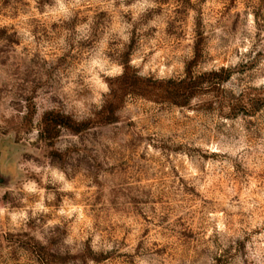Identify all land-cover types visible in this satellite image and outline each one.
Returning <instances> with one entry per match:
<instances>
[{
    "label": "rangeland",
    "instance_id": "rangeland-1",
    "mask_svg": "<svg viewBox=\"0 0 264 264\" xmlns=\"http://www.w3.org/2000/svg\"><path fill=\"white\" fill-rule=\"evenodd\" d=\"M196 45L186 104L103 119L107 69L178 79ZM0 210V264H264V0H0Z\"/></svg>",
    "mask_w": 264,
    "mask_h": 264
},
{
    "label": "trees",
    "instance_id": "trees-1",
    "mask_svg": "<svg viewBox=\"0 0 264 264\" xmlns=\"http://www.w3.org/2000/svg\"><path fill=\"white\" fill-rule=\"evenodd\" d=\"M199 46L196 45L194 50V58L187 63L184 76L178 79H168L163 82H153L151 85L146 79L138 76L135 72H130L127 67L112 83L109 91V97L103 106V119L110 122L114 119V110L118 103L126 94L138 95H155L163 100H168L172 103L184 105L192 96L201 92L204 88V78L194 76L192 65L199 56ZM229 69L221 68L220 71H212L209 73L213 78L210 80L208 88L218 86L221 82L229 77ZM40 136L45 139H51L56 136V133L61 127H69L73 131H80V127L70 123L68 116L58 112L49 111L44 113L41 120Z\"/></svg>",
    "mask_w": 264,
    "mask_h": 264
},
{
    "label": "clouds",
    "instance_id": "clouds-1",
    "mask_svg": "<svg viewBox=\"0 0 264 264\" xmlns=\"http://www.w3.org/2000/svg\"><path fill=\"white\" fill-rule=\"evenodd\" d=\"M93 63H94V66H99L101 71H105L103 65H96V62H93ZM122 71H123L122 67H120V66H112V67H110L109 69L106 70V74L108 76H114V75L122 74ZM94 80H95V83L99 86L101 91H103V92H107L108 91L107 84L102 82L99 79L98 76L94 75ZM2 211L3 210H0V214H2Z\"/></svg>",
    "mask_w": 264,
    "mask_h": 264
}]
</instances>
